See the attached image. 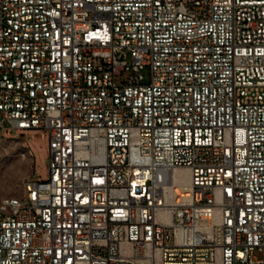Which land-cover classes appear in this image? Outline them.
Instances as JSON below:
<instances>
[{"label":"built area","instance_id":"built-area-1","mask_svg":"<svg viewBox=\"0 0 264 264\" xmlns=\"http://www.w3.org/2000/svg\"><path fill=\"white\" fill-rule=\"evenodd\" d=\"M0 115L50 173L0 264H264V0H0Z\"/></svg>","mask_w":264,"mask_h":264},{"label":"rangeland","instance_id":"rangeland-1","mask_svg":"<svg viewBox=\"0 0 264 264\" xmlns=\"http://www.w3.org/2000/svg\"><path fill=\"white\" fill-rule=\"evenodd\" d=\"M33 171L37 181H46L49 178L48 131L31 129L0 132V203L7 198L20 196ZM176 172L179 173L176 185L169 187L175 189L176 199L183 196L188 200L191 191L189 173L185 169ZM255 257L263 259L264 250L256 251Z\"/></svg>","mask_w":264,"mask_h":264},{"label":"bare ground","instance_id":"bare-ground-1","mask_svg":"<svg viewBox=\"0 0 264 264\" xmlns=\"http://www.w3.org/2000/svg\"><path fill=\"white\" fill-rule=\"evenodd\" d=\"M2 129H3V116L0 115V132ZM178 174L179 173H177L175 170L170 175V182L168 183L169 185H176V181L179 176ZM32 177H33V174L30 178ZM31 203H32L31 186H30V182L28 181L20 196L14 197V198H7L0 203V215L7 213V208L9 209L24 208V207L30 206Z\"/></svg>","mask_w":264,"mask_h":264}]
</instances>
